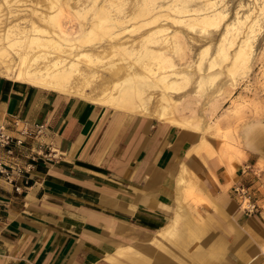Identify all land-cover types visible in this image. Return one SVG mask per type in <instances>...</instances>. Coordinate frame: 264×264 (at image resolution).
Wrapping results in <instances>:
<instances>
[{
  "label": "crops",
  "instance_id": "crops-1",
  "mask_svg": "<svg viewBox=\"0 0 264 264\" xmlns=\"http://www.w3.org/2000/svg\"><path fill=\"white\" fill-rule=\"evenodd\" d=\"M24 123L44 126L41 141L55 159L35 163L19 195L0 177V264H133L123 249L172 223L183 205L181 179L228 241L223 263L263 264L264 211L244 215L233 193L253 187L250 167L218 140L0 77V125L14 136ZM202 140L207 146L195 154ZM190 223L183 232L203 242Z\"/></svg>",
  "mask_w": 264,
  "mask_h": 264
},
{
  "label": "rangeland",
  "instance_id": "rangeland-1",
  "mask_svg": "<svg viewBox=\"0 0 264 264\" xmlns=\"http://www.w3.org/2000/svg\"><path fill=\"white\" fill-rule=\"evenodd\" d=\"M205 1L0 0V19L4 23L0 34L14 25L13 29L17 27L23 33L44 31L52 35L53 26L49 24L56 17L64 33L72 38L79 35L81 27L90 30L103 17L112 20L103 31L96 32L94 40L77 43L74 51L64 47L46 52L48 49L34 47L28 51V57L35 59L41 52H46L50 53L48 58L57 56L68 63L75 61L77 54H88L89 61L76 60L77 72L72 74V86L81 87L83 93L68 96L95 103L94 98L110 91L114 85L127 82L132 85L131 104L139 106L143 112L133 115L148 116L174 126L180 121L191 122L193 125L188 129L218 140L229 154L238 160L245 159V165L250 167L246 172L253 178H249L248 187H253L246 193L256 207L251 216H259L264 211V0H212V8L205 7ZM176 8L181 11L198 9L204 14L216 10L226 18L218 31L204 33L198 27L187 26L186 14L173 12ZM238 21L244 24L239 26ZM254 22L251 33L249 27ZM226 26L236 27L237 32L232 29L223 40ZM247 36L252 39L247 63L230 69L234 51ZM232 39L234 45L229 47L227 42ZM5 43L0 38V49L6 46ZM204 48L208 52L200 64ZM146 49L154 56L169 59L170 65L161 71L185 75L179 92L165 90L164 85L156 83V79L146 73L145 63L152 69H156L157 64L156 59H141ZM219 50L226 51L227 60L218 56ZM6 52L8 58L18 62L16 51L6 49ZM214 58V66H211ZM44 62L43 59L34 61L40 67ZM206 146L202 140L195 154ZM180 182L184 186L183 205L178 204V213L172 223L159 230L155 239H135L123 249L133 256V264H205L207 261L213 264L218 259L219 264H224L222 258L228 241L217 238L210 226L213 219L197 210L207 204L197 198L193 184L185 183L183 179ZM187 221L194 226L192 236L202 237L203 242L190 239L189 231L183 232ZM203 232L206 233L204 236ZM221 234L227 238L229 233L225 230ZM261 250L258 257L262 259L264 247ZM160 251L163 257L158 255ZM123 252L120 255L124 257Z\"/></svg>",
  "mask_w": 264,
  "mask_h": 264
},
{
  "label": "bare ground",
  "instance_id": "bare-ground-1",
  "mask_svg": "<svg viewBox=\"0 0 264 264\" xmlns=\"http://www.w3.org/2000/svg\"><path fill=\"white\" fill-rule=\"evenodd\" d=\"M213 4L214 1L212 0L205 1V7L207 8H212L214 6ZM173 12L177 14H186L184 15V17L187 18L185 20L187 26L191 28L198 27L201 32L204 33H208L209 31H218L220 24L226 18L223 13L216 10H213L212 14H204L201 12V10L198 9H185L184 11H181L180 9L176 8L173 10ZM10 15L12 16L14 15V13H10ZM111 22L112 20L103 17L102 19H99V24L94 27L92 26L90 30L85 31L81 27L79 30V35L74 36L72 38H70L66 33H64L60 22L56 17H54L51 23L49 24L53 26V30L51 32L52 35H50L49 33H45L44 31H36V34L32 32L23 33V31L17 29V27L14 28V30V25L12 27L10 26L7 30L2 31L3 34H0V38L6 41V46L0 49V76L10 77L13 79V81L21 82L39 88H44L46 90L54 91L56 93L66 95L75 93L76 95L81 94L83 93L81 91V87L72 86V74L74 72H77L76 60L82 59L89 61V55L80 53L74 56L75 61L64 63L66 62V60H60L61 58L57 56L52 59L48 58L47 55H49L50 53L46 52H51L50 50H52L53 52L59 51L61 48L64 47H67L71 51H74L77 49L75 47L77 43L84 40H86L87 42L94 40L96 32L103 31L105 25H108ZM255 23L256 22H254L253 25L251 24V26L249 27L251 33H253V26ZM3 24L4 23L2 19H0V28ZM238 24L239 26H242L244 22L238 21ZM233 26H226L225 35L222 37L223 40L226 38V36L230 33L232 29L237 32V29H235L236 27ZM44 34L45 36H43ZM234 39L228 40L227 45H229V47H232L234 45ZM251 41L252 39L250 36H247L241 41L238 48L234 51L230 69L236 68L238 66L243 67L247 63L250 52L252 50ZM34 47L48 49V51H46L45 53L41 52L40 55L36 56L35 59H31V57H28V51L33 50ZM6 49L13 50V52L16 51L15 54L18 59L17 63H15L11 58H8L9 55L6 52ZM207 52V48H204L202 50L200 56V64L207 56ZM218 56L220 58H223V60H227L228 58L225 50H219ZM143 58L156 59V69H152V67L150 65H146V63L144 65V70L149 76L156 79V83H161L162 85H164V88L167 91H180L179 85L180 83L186 80L185 75L178 74L174 71L170 74L161 71L165 68L167 69L166 65H170L168 58L163 57L162 55L154 56L147 49L144 50V54H141V59ZM38 59H43L46 61L44 62L42 67L35 65L34 61ZM215 60V58L212 60V62L210 63L211 66H214L213 64ZM78 75L83 77V79L86 78L83 73L78 72ZM171 76H173L174 78L171 79ZM144 78L147 79V76ZM83 89H86V87ZM139 91L141 92V90ZM131 94L132 85L127 82H124L122 85H114V87L110 89V91H105L101 96L94 98L93 101L96 104L109 108L110 110L128 112L131 114H143V112H140L139 106H133L131 104ZM192 125L193 123L185 121H180L177 123V126H179V128L181 129H188L192 127Z\"/></svg>",
  "mask_w": 264,
  "mask_h": 264
},
{
  "label": "built area",
  "instance_id": "built-area-1",
  "mask_svg": "<svg viewBox=\"0 0 264 264\" xmlns=\"http://www.w3.org/2000/svg\"><path fill=\"white\" fill-rule=\"evenodd\" d=\"M17 127V123L12 124ZM44 133L43 125L21 124L19 130L11 136L8 130L0 125V177L3 182L12 187L13 192L21 194L28 184V173L38 161L50 163L55 158V152L51 145L41 141ZM22 186H16L18 180ZM239 198L238 207L244 215H251L256 212L254 204L250 203L246 191L242 188L233 190ZM3 205L0 202V213ZM264 262V255L262 256Z\"/></svg>",
  "mask_w": 264,
  "mask_h": 264
}]
</instances>
